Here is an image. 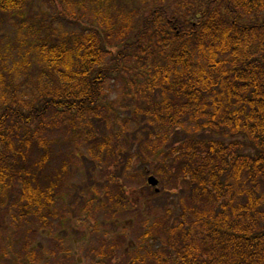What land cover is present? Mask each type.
Segmentation results:
<instances>
[{
    "label": "trees",
    "instance_id": "16d2710c",
    "mask_svg": "<svg viewBox=\"0 0 264 264\" xmlns=\"http://www.w3.org/2000/svg\"><path fill=\"white\" fill-rule=\"evenodd\" d=\"M60 2L70 11L64 9L62 15L76 19L74 1ZM89 2L97 5V13L108 6V0H85L77 6ZM27 6L28 0H0V12L8 15H23ZM149 15L136 40L121 41L119 48H112L108 30L101 41L95 34L85 37L80 49H74L79 43L74 39L69 46L64 42L41 44L35 64L46 79L38 88L39 106L24 104L16 88L2 90L13 75L1 69L5 76L0 74V142L12 153L10 157L0 155V187L8 189L14 179L24 175L23 200L27 203L22 209L28 216L33 207L47 227L46 217L64 199L68 172V164L63 162L55 174L41 178L52 159L43 140L39 147L44 154L39 162H31L34 141L40 139L49 112L76 114L90 122L96 116L92 109L103 100L107 80L114 74H128V67H133L140 73L128 84L136 91L131 96L135 109L133 119L124 127L127 130L133 124L127 132L134 143L142 135L150 142L147 149L151 151L177 136V144L165 155L166 162L158 166L156 174L167 178L172 186L169 193L179 187L188 190L183 210L201 227L194 231L185 221L174 227L157 223L146 237L162 239L163 257H169L170 264L172 254L178 256L177 264H264V0H209L204 8L196 6L185 16L188 28L163 7ZM106 22L108 25L110 20ZM147 31H151L149 39ZM105 55L113 56L112 64L103 62ZM28 67L27 62L21 66L24 71ZM10 118L19 126L38 129L20 149L2 134ZM141 118L158 133V140L149 131L146 135ZM86 128L84 139L77 137L89 147L90 157L99 161L107 151L116 158L113 140L100 141L89 123ZM124 143L126 149L134 145ZM112 178L116 199H127L126 185ZM164 243L173 253L165 254L170 250Z\"/></svg>",
    "mask_w": 264,
    "mask_h": 264
},
{
    "label": "rangeland",
    "instance_id": "374dc122",
    "mask_svg": "<svg viewBox=\"0 0 264 264\" xmlns=\"http://www.w3.org/2000/svg\"><path fill=\"white\" fill-rule=\"evenodd\" d=\"M72 1L76 19L62 15L64 9L70 11L66 6H61L60 0H28L23 15L0 12V74L4 72L1 69L6 68L4 70L13 75L12 85L5 80L8 83L2 90L16 88L24 104H40L38 88L46 78L35 63L41 44L64 42L69 46L74 39L79 42L74 49H80L85 46V37L95 34L101 41L108 30L109 42L114 45L112 48H119L121 41L132 43L136 40V34L143 29V22L150 16L151 10L163 7L170 17L188 28L184 22L185 16L192 14L196 6L204 8L209 2L108 0L107 8L97 13V5H91V2L81 8L77 3L85 0ZM176 15L182 18H176ZM104 20H110L108 25L106 22L108 28ZM146 33L149 39L151 31ZM102 48L110 49L108 45ZM157 54L158 51H154L155 58ZM112 59L113 56L105 55L103 62L109 65ZM25 62L29 67L24 71L21 66ZM128 68V74H114L115 77L107 80L101 104L97 109H92L96 116L88 122L90 130L98 134L100 141L105 138L113 140V155L116 158L112 159L107 151L99 161L90 157L89 147L85 143L80 144L77 137L78 134L80 139H84L82 132H85L88 123L86 118L77 117L76 114L62 115L50 111L40 139H35L32 165L39 162L44 154L39 147L41 140L49 146L52 158L41 178L47 173H54L63 162L68 164L64 199L55 206L54 213L46 217L47 227L43 225L42 218L37 217L33 207L29 208L28 216L22 209L27 203L23 200L24 175H19L22 179H14L8 189L0 187V264H170L167 262L169 257H163L162 239L148 240V230L157 223H168L169 227H174L177 222L184 221L191 224L194 231L201 230L195 219L186 216L183 210L188 190L179 187L169 193L168 188L172 186L167 178L156 174L158 166L166 162L165 155L177 144V136L157 151H151L147 149L150 142H146L142 135L134 143L133 135L127 132L133 124L127 130L124 127L126 122L133 119L135 109L131 96L136 91L128 84L140 75L135 68ZM2 76H5L4 73ZM11 96L12 93L8 92V101H11ZM140 122L146 135L149 131L152 138L158 140V133L152 130L148 122L142 118ZM75 124H78L77 128ZM37 130V127L30 129L19 126L10 118L2 134L10 137L16 149H20L19 146L35 136ZM124 141L134 145L131 148L128 145L126 149ZM24 151H27L26 147ZM11 153L7 144L0 142V155L10 157ZM107 163L110 165L105 168ZM108 171L110 174H107ZM113 176L124 183L129 192L127 199L123 198L121 202L119 196L116 199L117 194L112 188ZM149 176L159 180L161 194H156L155 188L149 187ZM241 203L245 201L241 200ZM171 253V250L165 252L168 255ZM172 258V264H177L175 260L178 256L172 254Z\"/></svg>",
    "mask_w": 264,
    "mask_h": 264
},
{
    "label": "water",
    "instance_id": "95a60500",
    "mask_svg": "<svg viewBox=\"0 0 264 264\" xmlns=\"http://www.w3.org/2000/svg\"><path fill=\"white\" fill-rule=\"evenodd\" d=\"M148 184H149L150 187L156 188V193L160 192V190L157 189V187L159 185V181L155 177H153V176L149 177Z\"/></svg>",
    "mask_w": 264,
    "mask_h": 264
}]
</instances>
